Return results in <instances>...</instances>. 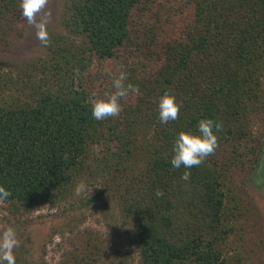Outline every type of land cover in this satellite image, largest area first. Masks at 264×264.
<instances>
[{
    "label": "trees",
    "instance_id": "obj_1",
    "mask_svg": "<svg viewBox=\"0 0 264 264\" xmlns=\"http://www.w3.org/2000/svg\"><path fill=\"white\" fill-rule=\"evenodd\" d=\"M21 17L20 0H0L3 34ZM61 25L48 30L47 59L22 75L0 72V88L26 96L0 102V183L12 192L4 203L32 212L86 175H113L139 264H242L225 252L236 213L219 152L229 147L233 166L246 141L253 176L264 180V134L247 145L248 116L264 108V0H65ZM120 70L139 92L119 116L97 121L91 101L114 90ZM165 92L182 107L162 124ZM205 118L223 123L219 146L184 181L183 166L170 163L173 142Z\"/></svg>",
    "mask_w": 264,
    "mask_h": 264
},
{
    "label": "rangeland",
    "instance_id": "obj_2",
    "mask_svg": "<svg viewBox=\"0 0 264 264\" xmlns=\"http://www.w3.org/2000/svg\"><path fill=\"white\" fill-rule=\"evenodd\" d=\"M64 5L65 0H49L43 10L51 13L48 30H62ZM63 33L69 35L65 30ZM49 56L47 47L36 37V29L24 17L12 22L5 34L0 31V72L22 75L28 71V63H38ZM41 76L39 71L36 79ZM261 81L264 104V75ZM25 97V93L11 86L0 88V102ZM248 119L253 137L247 145L251 146L264 134V108L251 111ZM245 143L242 149L246 153ZM245 153L238 158L243 162L253 159ZM230 155L229 147L219 152L220 162L227 170L225 190L236 213L229 221L233 229L228 233L225 252L229 256L240 254L242 264H264V180L253 176L252 160L229 166ZM112 178L113 175L100 179L86 175L70 194L37 206L32 212L14 213L7 203H0V232L11 226L20 240L14 249L16 264H94L96 256L100 259L98 264H139L133 227L125 224L120 210L119 196L124 184ZM111 181H115V188L110 187ZM81 183L87 191L77 194ZM95 244L99 245L91 249Z\"/></svg>",
    "mask_w": 264,
    "mask_h": 264
},
{
    "label": "clouds",
    "instance_id": "obj_3",
    "mask_svg": "<svg viewBox=\"0 0 264 264\" xmlns=\"http://www.w3.org/2000/svg\"><path fill=\"white\" fill-rule=\"evenodd\" d=\"M49 0H20L22 16L27 23L36 29V37L41 44L47 47L50 43L48 24L51 13L44 12ZM128 73L120 70L119 75L112 81V91L104 94L103 98H94L91 101L92 116L97 121L109 117H117L123 110V103L131 93H138L136 85L128 83ZM182 105L176 100L175 95L169 92L163 93L157 101V112L162 124L176 121L180 115ZM223 129V123L212 118L200 119L197 124V131H180L174 139L172 146L171 166L185 171L181 179L188 181L191 176L189 169L199 166L219 146L218 135ZM87 191V186L81 183L77 186L76 192L80 194ZM158 197L162 192H157ZM12 196V192L4 184L0 183V203H4ZM20 240L15 228L9 226L0 232V264H16L14 249L19 247Z\"/></svg>",
    "mask_w": 264,
    "mask_h": 264
}]
</instances>
